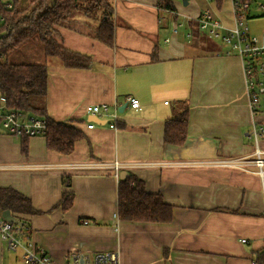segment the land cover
<instances>
[{
	"label": "crops",
	"instance_id": "obj_1",
	"mask_svg": "<svg viewBox=\"0 0 264 264\" xmlns=\"http://www.w3.org/2000/svg\"><path fill=\"white\" fill-rule=\"evenodd\" d=\"M113 1V46L98 50V41L90 32L65 27L61 38L66 46L91 56L104 53L97 60L93 57L87 69L67 68L59 62L48 67L49 116L76 126L85 137L67 155L47 149L43 136L33 137L25 155L20 140L0 127V166H66L1 167L0 186L30 197L34 207L43 212L23 219L31 228V239L57 262L67 261L73 251H116L120 264H250L264 253V184L260 176L197 164L251 156L256 150L249 135L252 116L239 56L225 54L227 46L222 43L211 47L205 41L193 42L187 36V24L182 32L173 34L174 19L158 7V0ZM188 1L181 6L174 0L176 9L189 15L203 10L197 2L190 6L192 0ZM215 6L213 2L206 8L231 26V1L229 21ZM247 22L251 34H264V13L253 14ZM153 51L157 52L154 59ZM128 96L138 98L140 108L126 105L116 128L98 123L92 129L87 127V106L106 103L122 107ZM180 100L190 106L188 136L182 145L167 144L166 121L179 111ZM256 120L262 124L264 115ZM258 147L264 151V134ZM116 159L155 162L154 166L123 172L136 175L148 192L160 193L173 206L171 221L115 218V178L102 170L67 168ZM64 176L69 177L70 185L63 184ZM66 190L75 195L72 206L67 211L54 208ZM1 241L0 237V264H6Z\"/></svg>",
	"mask_w": 264,
	"mask_h": 264
},
{
	"label": "trees",
	"instance_id": "obj_2",
	"mask_svg": "<svg viewBox=\"0 0 264 264\" xmlns=\"http://www.w3.org/2000/svg\"><path fill=\"white\" fill-rule=\"evenodd\" d=\"M221 7L223 0H213ZM5 2L11 7L6 8ZM4 21L0 25V95L6 97L10 108L23 110L47 120L43 135L46 147L61 154H70L75 143L85 137L84 132L65 121L51 118L47 110L48 61L15 62L8 56L34 37L42 44L46 58H56L63 67L87 69L92 65L93 56L72 49L62 41L61 29L68 27L92 34L99 43L112 47L115 37V9L113 0H30L25 7L19 0H0ZM158 7L167 11L177 10L173 0H158ZM174 21H177L175 18ZM184 27V26H183ZM180 27V28H183ZM193 42L204 41L203 31L195 22L190 26ZM178 29V32L180 30ZM156 48V47H155ZM153 51V59L156 58ZM155 54V55H154ZM47 60V59H46ZM179 111L166 121L164 142L182 145L188 136V101L180 100ZM21 152L29 153L28 137L19 139ZM63 184L70 185L64 176ZM74 193L64 191L54 208L67 211L73 204ZM10 211L31 228L24 216L43 213L37 210L30 197L12 187L0 186V212ZM174 208L165 202L160 193L148 192L143 180L128 173L118 182V218L137 222H169ZM257 260L264 262V253Z\"/></svg>",
	"mask_w": 264,
	"mask_h": 264
},
{
	"label": "built area",
	"instance_id": "obj_3",
	"mask_svg": "<svg viewBox=\"0 0 264 264\" xmlns=\"http://www.w3.org/2000/svg\"><path fill=\"white\" fill-rule=\"evenodd\" d=\"M232 5V25H226L221 18L216 16L213 9L207 7L197 15L183 14L179 10L169 11L174 21L171 26L173 34L178 33L180 27L191 22L198 24L201 31L208 37L227 46L225 54H237L242 62L245 90L248 96L249 108L252 116V128L250 136L254 139L256 150L251 156L237 158H226L216 160H206L197 162V164L233 168L246 172L257 173L264 184V151L258 147V140L264 134V121L262 124L256 120V116L264 115V34L255 35L250 33L248 19L255 13H264V4L255 3L252 0H230ZM5 7L11 5L5 2ZM2 4L0 3V25L4 21L1 14ZM191 36V32L187 34ZM168 42L169 39H166ZM126 105L131 108L139 109L140 101L138 98L128 96ZM87 113L100 120L105 119V124L111 128H116L119 119V105L95 104L86 108ZM97 125L90 120L88 128L92 129ZM0 127L3 130L18 139L22 137L33 138L43 136L47 130V120L32 113H26L23 110L10 108L5 96L0 95ZM155 162H131V161H91L79 164L69 165L68 169L84 170H102L109 172L117 182L121 178L123 171L143 166H154ZM4 169H47V168H65L59 164L38 163L27 165H5L0 166ZM115 218L118 215L115 214ZM87 223V221H85ZM0 237L6 241L8 248L12 251L20 250L25 264H120L119 255L116 251H97L82 252L73 251L69 259L64 262H57L48 250L34 242L30 237V231L24 226H20L7 220L0 212ZM246 242V239L242 240ZM250 264H264L257 259H252Z\"/></svg>",
	"mask_w": 264,
	"mask_h": 264
},
{
	"label": "rangeland",
	"instance_id": "obj_4",
	"mask_svg": "<svg viewBox=\"0 0 264 264\" xmlns=\"http://www.w3.org/2000/svg\"><path fill=\"white\" fill-rule=\"evenodd\" d=\"M174 1V0H173ZM176 4H180L181 6L183 5V1L182 0H175ZM213 0H192L190 3V6L192 4H195V2H197V5L203 9L206 8V6L210 3H213L216 5L214 7V9H216L221 15H224V17H226V20L229 21L228 19V11H229V0H224L223 4H222V8H218L219 6H217L216 2ZM255 1V3H259V4H264V0H253ZM30 2V0H19V6L20 7H25L26 5H28V3ZM205 7V8H204ZM217 7V8H216ZM250 25L252 26L253 22H249ZM66 28H62L61 31H64ZM184 30V28H180L179 32H182ZM201 38L204 39L205 42L209 43L211 45V47H217L219 45V42H217L216 40L208 37V35L203 32L201 34ZM104 47H106L104 44L97 42V48L98 50H102L104 49ZM208 49V48H207ZM192 51V50H191ZM100 53H104V52H93V57H95L94 59L97 60V57L99 56ZM8 59L10 61H15V62H43V61H48V63L51 65L52 63H58L59 60L56 58H46L44 51H43V47L42 44L40 43L39 39L34 37L31 41L26 42L25 44H23L19 49L11 52L8 56ZM49 59V60H46ZM53 59V60H52ZM98 65V62H97ZM1 247L3 250V253L5 254V259H6V264H25L24 259L22 257V252L20 250L17 251H12L8 248V245L6 243V241H1ZM154 259V258H153ZM68 260V259H67ZM152 260H150L149 262H151ZM156 261H154L152 264H155Z\"/></svg>",
	"mask_w": 264,
	"mask_h": 264
},
{
	"label": "water",
	"instance_id": "obj_5",
	"mask_svg": "<svg viewBox=\"0 0 264 264\" xmlns=\"http://www.w3.org/2000/svg\"><path fill=\"white\" fill-rule=\"evenodd\" d=\"M182 1H183V5H185V6H186V5L188 4V2H189L188 0H182ZM125 107H126V104H125L124 106L120 107V111L123 112L124 109H125ZM89 119H90V120H93L94 122H96V123H98V124H105V123H106L104 120H100V119L97 118V117H92V116H90ZM126 175H127L126 172H122V174H121V178L125 177ZM2 215H3L7 220L11 221V222L14 223V224H18V225H20V226L23 224V222H22L21 220H19L17 217H15L14 215H12L11 212L8 211V210L3 211V212H2Z\"/></svg>",
	"mask_w": 264,
	"mask_h": 264
}]
</instances>
